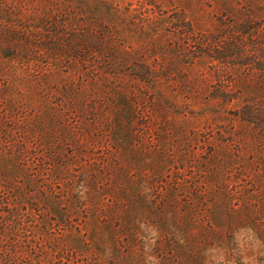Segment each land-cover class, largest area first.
Listing matches in <instances>:
<instances>
[{
	"label": "rangeland",
	"instance_id": "1",
	"mask_svg": "<svg viewBox=\"0 0 264 264\" xmlns=\"http://www.w3.org/2000/svg\"><path fill=\"white\" fill-rule=\"evenodd\" d=\"M0 264H264V0H0Z\"/></svg>",
	"mask_w": 264,
	"mask_h": 264
}]
</instances>
